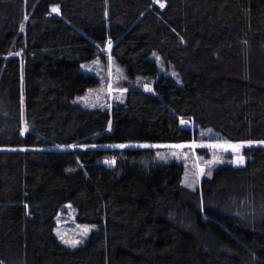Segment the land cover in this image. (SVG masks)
Instances as JSON below:
<instances>
[{
    "label": "trees",
    "instance_id": "trees-1",
    "mask_svg": "<svg viewBox=\"0 0 264 264\" xmlns=\"http://www.w3.org/2000/svg\"><path fill=\"white\" fill-rule=\"evenodd\" d=\"M109 42L133 86L110 111L74 105ZM181 120L264 142V0H0V264H264L263 148L199 191L151 150H46L197 141ZM63 205L97 227L77 249L54 235Z\"/></svg>",
    "mask_w": 264,
    "mask_h": 264
},
{
    "label": "rangeland",
    "instance_id": "rangeland-1",
    "mask_svg": "<svg viewBox=\"0 0 264 264\" xmlns=\"http://www.w3.org/2000/svg\"><path fill=\"white\" fill-rule=\"evenodd\" d=\"M155 4L162 8L161 1ZM105 60L99 59L92 63L81 65L83 73L92 75L99 81V86L93 90H88L83 96L74 99L73 104L87 109H102L110 111L115 105L122 104L128 87L133 86L124 76V71L114 63L110 57L109 47L101 53ZM163 77L170 78L178 85H181L177 73L171 66H166L160 58L154 54L151 57ZM144 85V84H143ZM140 86L143 91L148 92V86ZM180 125L197 132V141L185 143H125L113 145H70L52 146L47 148L49 151H70V150H103L107 152L117 150H151L154 151V161L158 164L176 163L183 167L182 187L190 191H199L203 179H209L212 173L219 167L231 166L241 168L244 166L245 158L242 151L245 148H263L264 142H229L211 130L200 129L191 122L181 120ZM26 130L22 124L21 134ZM124 145V147H120ZM143 145V146H141ZM233 146H236L235 149ZM2 149V148H0ZM15 150V149H6ZM242 161V162H241ZM102 165L113 168L116 164L114 157H105L99 161ZM56 227L54 235L58 242L65 248L73 250L82 246L91 232L97 229L95 225L79 224L76 221V212L70 205H63L56 216ZM67 241L68 243H66ZM72 241L79 243L72 246Z\"/></svg>",
    "mask_w": 264,
    "mask_h": 264
},
{
    "label": "snow or ice",
    "instance_id": "snow-or-ice-1",
    "mask_svg": "<svg viewBox=\"0 0 264 264\" xmlns=\"http://www.w3.org/2000/svg\"><path fill=\"white\" fill-rule=\"evenodd\" d=\"M161 6L163 7V5H161ZM53 11H57V9L54 8ZM21 30H23V26H21ZM141 146H143V145H141ZM120 147H124V145H120ZM233 147L235 149L236 146H233ZM65 242L68 243L67 241H65ZM71 243H72V246H75V244L79 243V241H72Z\"/></svg>",
    "mask_w": 264,
    "mask_h": 264
},
{
    "label": "built area",
    "instance_id": "built-area-1",
    "mask_svg": "<svg viewBox=\"0 0 264 264\" xmlns=\"http://www.w3.org/2000/svg\"><path fill=\"white\" fill-rule=\"evenodd\" d=\"M111 45H112V44H111L110 42L107 44L108 47H110Z\"/></svg>",
    "mask_w": 264,
    "mask_h": 264
}]
</instances>
